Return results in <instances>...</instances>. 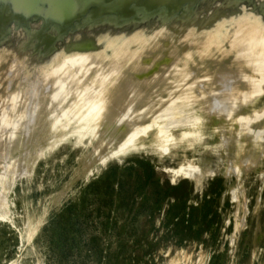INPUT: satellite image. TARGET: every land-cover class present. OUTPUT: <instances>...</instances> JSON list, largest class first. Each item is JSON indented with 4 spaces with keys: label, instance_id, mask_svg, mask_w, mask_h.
I'll return each instance as SVG.
<instances>
[{
    "label": "rangeland",
    "instance_id": "1",
    "mask_svg": "<svg viewBox=\"0 0 264 264\" xmlns=\"http://www.w3.org/2000/svg\"><path fill=\"white\" fill-rule=\"evenodd\" d=\"M252 39L264 45V0H0V118L32 115L29 131L62 114L9 144L11 160L33 149L0 220V264H264V137L233 120L248 135L264 122V66L246 89L230 68ZM106 63L165 104L191 90L195 116L161 131L160 103L138 124L149 141L107 156L122 143L100 141L109 126L58 101ZM175 69L182 82L162 94Z\"/></svg>",
    "mask_w": 264,
    "mask_h": 264
},
{
    "label": "bare ground",
    "instance_id": "2",
    "mask_svg": "<svg viewBox=\"0 0 264 264\" xmlns=\"http://www.w3.org/2000/svg\"><path fill=\"white\" fill-rule=\"evenodd\" d=\"M254 33H256V32H254ZM248 37H249V35L247 36V38ZM240 39H239V41H240ZM254 39H255V37H254ZM254 39H252L253 41L252 40L247 41V44L245 46H243L242 48H240V50L238 51V54H237L238 59L235 60V62L233 63L232 66H230V68L232 67L231 69L233 70L234 73L242 75L241 77L245 83V86H243L242 89L249 88L248 86L250 85L249 83L251 82V79H252L251 74L253 73V71L260 69L262 66H264V61L261 60V58L264 57V45L261 44V41H255ZM207 41H206V44H207ZM204 42H201L200 44H202ZM243 43H242V45H243ZM262 43H264V42H262ZM200 44H198V45H200ZM217 44H219V43H217ZM234 44L236 45V43H234ZM202 46H204V45L202 44ZM204 47H206V45ZM232 47H233V45H232ZM233 48H235V47H233ZM233 48L231 51L234 52ZM89 58H91V57H89ZM106 64H107L106 66L103 65L104 66L103 68L101 67L102 69L99 68L100 71H98V72L102 71L101 72L102 75L95 74V71L93 72L92 70L89 71L90 72L89 74H86L85 72L82 73V75H81L82 78H89L91 76L93 78L95 75L96 78H93L91 80V82L90 81L84 82V79L82 81V80H80L79 77H77L73 81L80 80V82H78L79 84L76 83L77 85L74 84V86H73L74 82L72 81L71 84L65 85L63 90L60 91V93L58 94V97H59L58 101L61 102V104L64 106L65 110L67 109L70 113H72L71 115L74 114L75 117L77 115H84V114L87 115V117L89 118L90 121H94L93 124H94L95 128H98L100 126V124H104L106 127L109 126L106 129L107 130L106 133L102 129L104 131L105 137L101 138L100 141H105L106 144H113V145L117 144L118 141L122 142L120 145L112 148L110 155H107L110 157H113L114 155H116L115 157H119V156H117V154H119L120 151L122 153L123 152L125 153L126 151L128 152V151H130V149L143 146L144 143L149 141V136H150L149 134L151 132L150 129L148 131L149 134H147L148 135L147 139H140L138 133L140 131H142L143 128L138 124L140 121H142L144 119V117L146 115H148L150 112L157 109L159 107L160 103H164L166 101V100H164L165 96H162V94H166L167 91H170L169 88H171L170 87L171 84L174 85L175 83H181L182 82V81L178 80L179 77L182 78V76H181L182 71H178L177 69H175L177 71L173 70L175 73L172 72L174 74V77L171 76V77L165 78L164 79L165 81L160 80L158 82L159 86L157 87V89L158 90L164 89L163 90L164 92H162V94H161L162 97L157 100V99H154V96L156 94H154V93L152 94V92L150 93L149 90L146 91L144 93V95H142L144 89L141 88V84L144 81H141V80L137 81V83L141 82V84L133 86L135 84L133 83V76L132 75L124 74L126 72L121 74L122 72L119 73L115 70L110 71V69H113V67L111 68V66H110L109 67L110 69L106 68V67H108V65L110 63H106ZM179 64L181 65L182 63L180 62ZM244 68H246L247 71H245ZM78 72H80V70L77 71V73ZM219 72H220V69H219ZM253 74H255V73H253ZM87 75H91V76H87ZM180 85H179V87H177L178 89L181 88ZM262 85H264V83H262ZM155 89H156V87H155ZM180 91H181V89L177 90L176 95L172 92H169V96L170 95L172 96L174 94V98L170 99L168 104L164 103L163 105H160V107H162L160 109L164 110V111L159 112V113H161V116H159L160 114L158 115V117H161V118H158V120L161 123L159 130H161V131L163 129L166 130V127H168L170 125L172 120H176L177 122H180L187 117L195 116V114H196L195 112L187 113V110H190V108H192L191 102H188V101H190V99L195 98L196 95H194L191 90H190L191 92L189 90H187V92L185 94L182 92L180 93ZM159 93H160V91H159ZM230 94H232V93H230ZM241 94H243V91L240 92V89H238L237 93L234 92L232 95L237 96V95H241ZM255 94H257V93H255ZM255 94H254V96H255ZM217 95H219V94L216 93V96ZM218 104H221V102L215 103V104L213 102V110L215 112H217V111L221 112V108L218 110L217 107H215ZM58 106L59 107H53V108L49 109V111H47L45 113L43 112L44 115L48 114V120H46V121H47V124L49 125V127H47V128L45 125L44 126L42 125L43 127H41V129L38 126L39 128L37 127L35 130L31 129V130L27 131L26 128H28L29 126L28 127H24V126L26 124L27 116H29L28 114L25 115V118L22 116L21 120H17L16 122H12L10 119H8L6 114H5L6 117L4 116L5 117L4 119H1L2 117L0 118V220L5 219L7 214L9 213V208H8V203H7L8 202V193H9L10 189L13 187L14 180L21 174V172H23V169L24 170L27 169V166L31 160L30 157L32 155L31 153H32V149H33L32 146H27L26 141H24V143L22 142L23 150L21 148L22 151L17 150L16 153L13 151L15 153V155L13 156V158L11 160L12 150H10L11 148H8L9 144L14 145L15 141L18 140L17 136L22 134V133L25 134L26 136L33 134V133L35 135H37L38 132L40 131L42 134V135H40V137H41L43 135H46V133H48V132L55 131L57 129L56 127H57V124L59 121L58 118L60 116H62V114H60V105H58ZM41 111H42V109H41ZM210 111H212V108ZM253 111H255V109ZM256 112H257V110H256ZM251 113H249V114H251ZM39 115H41V114H39ZM29 117H32V115ZM71 117H73V116H71ZM37 119H39V118H36V120ZM92 119H95V120H92ZM205 119H207V118H205ZM257 119H258L259 123H262L259 126L260 128H256V130L254 131L253 134L248 135L249 133L248 134H246V133L241 134L239 132L240 129L241 130L245 129V127L247 125L245 123V119H243V118L242 119L241 118L235 119V117H234L233 120H234V122L236 121V123L238 125L236 127V131L238 132L237 134L247 136V137L249 136L252 139H257L260 136L264 137V122H261L262 121L261 116L260 117L258 116ZM36 120H34V122ZM40 120H39V122H40ZM201 121L202 120H199L200 123H201ZM204 121L207 122L206 120H204ZM258 121H257V123H258ZM147 122H148V120H147ZM11 126H13V127L11 128ZM142 126L144 127V125H142ZM232 128L234 129L235 126L233 125ZM21 130H22V133L20 132ZM123 130H125V136L122 139H119L116 141V137H118L119 133ZM226 130H227V128H226ZM228 130L231 132L230 129H228ZM252 132H253V130H252ZM231 136H232V134H231ZM237 136H239V135H237ZM156 137H157V135H156ZM39 140H41V138ZM156 140H157V138H156ZM238 140H239V138H238ZM238 140H236L235 142H237ZM152 141H153V139H152ZM16 143L14 146H16V148H17ZM262 143H264V141H262ZM18 145H19V143H18ZM33 146H34V144H33ZM39 146H40V144H39ZM11 147H13V146H11ZM36 147H38V146L36 145ZM16 148H14V149H16ZM106 157H104L103 159H106ZM7 158H9V159H7ZM101 162H102V160H101ZM102 163H104V161ZM181 170H183V171L186 170V167H183ZM181 170H180V172H181ZM189 174H190V176H193L194 174L198 175V173L197 172L195 173V171L194 172L190 171Z\"/></svg>",
    "mask_w": 264,
    "mask_h": 264
}]
</instances>
